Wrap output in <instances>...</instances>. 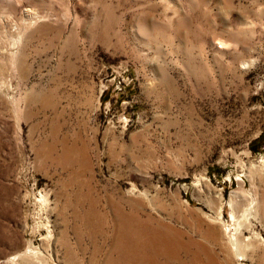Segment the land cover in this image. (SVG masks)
I'll return each mask as SVG.
<instances>
[{"label": "rangeland", "instance_id": "1", "mask_svg": "<svg viewBox=\"0 0 264 264\" xmlns=\"http://www.w3.org/2000/svg\"><path fill=\"white\" fill-rule=\"evenodd\" d=\"M186 251L264 264V0H0V264Z\"/></svg>", "mask_w": 264, "mask_h": 264}, {"label": "bare ground", "instance_id": "2", "mask_svg": "<svg viewBox=\"0 0 264 264\" xmlns=\"http://www.w3.org/2000/svg\"><path fill=\"white\" fill-rule=\"evenodd\" d=\"M252 208V207H251ZM114 220L117 222L118 229L114 236L116 239L115 250L117 253L125 255V248H128L126 255L132 257L133 260H137L139 256L145 253L147 244V239H149L150 245L153 246L151 251L155 256L165 255L166 252L171 250L169 248L170 244L165 239H183L180 233H177L170 225L164 224L162 222H157L156 225L150 226L147 223L137 222L136 218L132 213H125L123 209H118L114 214ZM93 232V231H92ZM89 232L88 236L95 232ZM139 239V240H136ZM190 239V238H188ZM137 241H139L137 246ZM187 259L178 258L179 264H196V256L194 254L189 255L187 253ZM110 264H119L118 261L111 262ZM153 264H157L156 261Z\"/></svg>", "mask_w": 264, "mask_h": 264}]
</instances>
